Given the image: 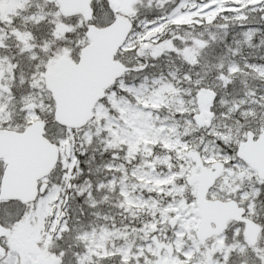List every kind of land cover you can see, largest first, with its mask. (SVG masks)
Returning a JSON list of instances; mask_svg holds the SVG:
<instances>
[{
	"label": "snow or ice",
	"instance_id": "obj_1",
	"mask_svg": "<svg viewBox=\"0 0 264 264\" xmlns=\"http://www.w3.org/2000/svg\"><path fill=\"white\" fill-rule=\"evenodd\" d=\"M0 264H264V0H0Z\"/></svg>",
	"mask_w": 264,
	"mask_h": 264
}]
</instances>
